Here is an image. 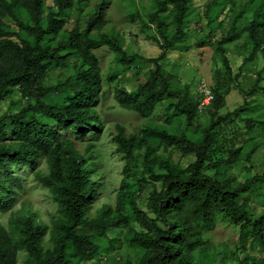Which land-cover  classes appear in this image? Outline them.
Wrapping results in <instances>:
<instances>
[{
  "label": "trees",
  "instance_id": "1",
  "mask_svg": "<svg viewBox=\"0 0 264 264\" xmlns=\"http://www.w3.org/2000/svg\"><path fill=\"white\" fill-rule=\"evenodd\" d=\"M88 1L52 0L54 10L44 16V0H0V104L15 89L30 101L16 113L0 117V211L11 209L17 191L21 190L22 179L14 174V169H33L39 159L45 158L48 174L36 172V178L49 190L63 218L53 223L48 246L43 242L48 227L37 223L33 213L18 218L10 230L0 223V264H17L20 250L26 253V264L92 261L97 255L95 239L104 238L108 231L127 224V219L121 216L127 201L125 180L120 185L116 210L104 208L97 225L86 221L95 191L91 179L92 145L80 152L74 141L62 134L84 137L97 132L101 125L96 107L104 95L103 78L93 51L102 47L115 54L123 71L136 67L140 61L152 65L148 79L134 91L120 85L115 87L113 97L119 108L147 117L159 104L174 100L167 111L183 117L188 128L202 134L201 141L195 143L184 133L175 135L145 127L140 135H135L128 134L124 126L115 125L117 152L132 160L134 152L143 149V165L149 175L147 183L152 185L147 202L152 217L135 205L132 210L146 230L134 233L130 239L133 246L144 250L139 264H196V254L206 255L211 246L205 232L213 230L220 219L238 227L243 247L250 240L251 246L264 253V212L255 217L239 204L243 195L264 187V173L234 185L230 179H218L217 173L235 164L241 157L240 150L230 148L225 161L212 160L217 150L215 128L234 119L243 121V107L214 119L225 107V100L220 89H213L212 100L204 106L211 112L210 125L202 128L196 124L198 112L201 113L200 101L192 96L191 87L173 88L162 68L167 53L176 50L187 38L192 0H156V9L148 14L140 29L147 40L158 46L160 54L156 58L129 55L116 36L102 31L107 25V2L97 4L85 18L83 29L76 25L53 43L52 38L60 35L73 4L82 13ZM251 1L255 9L249 23L241 29L238 26L248 6L245 4L236 10L230 26L217 41V54L225 74L236 88L241 70L231 76L225 46L245 35L250 54L244 63L252 62L259 53L264 60V0ZM215 17L210 14V24ZM5 19L14 22L16 29L12 30ZM221 25L219 22L217 29ZM203 42L204 38L196 42V47ZM56 69L70 72L64 79L48 85L49 73ZM114 79H117L115 75L107 77V81ZM263 79L261 70L243 96L251 98L257 92L264 95V86L260 85ZM54 94L63 95L62 101H52ZM245 125L252 130L250 118L245 119ZM151 142L158 147H175L182 157L193 160L180 166L159 159ZM86 228L92 229V233L85 231ZM237 264H264V258L245 255Z\"/></svg>",
  "mask_w": 264,
  "mask_h": 264
},
{
  "label": "rangeland",
  "instance_id": "2",
  "mask_svg": "<svg viewBox=\"0 0 264 264\" xmlns=\"http://www.w3.org/2000/svg\"><path fill=\"white\" fill-rule=\"evenodd\" d=\"M101 2H107L105 16L107 25L103 28V32L116 36L122 48L129 55L137 54L143 58L158 57L160 54L158 46L147 40L140 31L142 23L147 21L148 14L156 9V0H89L82 13L74 3L66 16V24L60 35L52 38L53 43L68 34L76 25L83 29L85 18L92 14L97 4ZM251 3V0H192L187 38L179 44L176 50L169 51L162 63L163 71L169 75L172 87L183 89L185 86H190L192 96L200 101V104L205 97V92H210L215 88L222 91L225 107L218 111L214 119L243 107V121L234 119L229 123L221 124L214 130L217 133V150L212 160L225 161L230 148L240 150V159L231 167L222 168L217 173L218 179H230L234 185L254 175L264 173V95L257 92L251 98L243 96V92L251 89L261 70H263L264 77V60L262 53H259L252 62L244 63V59L250 54V46L246 44L245 35L225 46L231 76L241 70L238 78L239 87L236 88V84L230 83L225 74L224 66L217 54V41L221 33H224L230 26L236 10L245 4L248 6L238 26L241 29L249 23L255 9V5ZM43 7L44 16L47 12L54 10L52 0H44ZM211 13L216 15L212 24L209 21ZM5 22L12 30L16 29V25L10 19H5ZM219 22H222L221 29L216 27ZM202 38L204 42L196 47V42ZM186 48L188 51L185 50ZM93 52L98 59L100 74L103 78L102 93L104 95L101 96L96 107L101 125L97 132L84 137L69 133L62 134L64 138H71L75 143V148L80 152H85L86 147L92 145L94 166L91 179L95 182V191L94 199L86 213V221L97 225L104 208L110 207L113 212L116 210L120 185L125 180L128 184L125 194L127 201L121 216L127 219V224H121L112 231H108L104 238L95 239L96 257L82 264H139L144 250L133 246L130 239L134 233H142L146 230L141 227L132 210L135 205L148 217H152L147 210L152 185L147 183L149 175L143 165V149L136 150L132 160L126 159L123 153L117 152V144L114 140L115 125L124 126L128 134L135 135H140L141 129L145 127L166 130L175 135L184 133L195 143L201 141L202 134L200 131L188 128L183 117L175 116L167 111V106L176 102L174 100L159 104L147 117H141L136 113L119 108L113 97L115 87L120 85L128 91H134L139 83L148 79L152 65L140 61L136 67L123 71L115 54L107 47ZM69 72L67 69L52 70L49 73L47 84L52 85L64 79ZM113 75L117 79L107 81V77ZM260 85L264 86V79ZM63 93L66 92L63 91ZM62 97L61 94H54L51 100L61 102ZM29 102L15 89L11 96L1 102L0 117L16 113ZM200 109L201 113L198 112L196 124L206 128L210 125L211 112L206 107ZM247 118L251 119L252 130L247 129L245 125ZM151 145L157 148L155 154L159 159H168L180 166H186L193 160L192 157H182L175 147H158L155 142H151ZM13 172L22 179L21 190L17 191L16 201L12 208L8 211H0V223L10 230L18 218L33 213L37 223L48 227L43 239L44 244L48 246L53 223L63 218L49 190L44 188L36 178V172L48 174L47 161L41 158L33 169L19 167ZM207 173L214 174V171ZM156 187L159 189V184ZM239 204L250 210L255 217L259 216L264 212V187L243 195ZM84 230L89 233L93 231L89 228ZM205 237L211 246L206 255L196 254V264H237L238 259L245 255L264 258L262 250L251 246L250 240L247 241L245 247L240 244L238 227L227 220L220 219L213 230L205 232ZM17 264H26V253L23 250L17 253Z\"/></svg>",
  "mask_w": 264,
  "mask_h": 264
},
{
  "label": "built area",
  "instance_id": "3",
  "mask_svg": "<svg viewBox=\"0 0 264 264\" xmlns=\"http://www.w3.org/2000/svg\"><path fill=\"white\" fill-rule=\"evenodd\" d=\"M211 100H212V94L210 92H205V97L200 104V108H203L204 106L208 105Z\"/></svg>",
  "mask_w": 264,
  "mask_h": 264
}]
</instances>
